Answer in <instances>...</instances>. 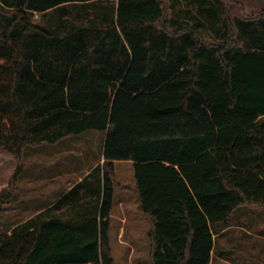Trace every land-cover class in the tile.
<instances>
[{"label":"trees","instance_id":"1","mask_svg":"<svg viewBox=\"0 0 264 264\" xmlns=\"http://www.w3.org/2000/svg\"><path fill=\"white\" fill-rule=\"evenodd\" d=\"M166 1L0 0V147L17 160L0 211L25 147L105 135L97 197L1 232L0 264H115V160L132 161L150 264H212L213 227L264 207V9L194 0L178 20Z\"/></svg>","mask_w":264,"mask_h":264},{"label":"rangeland","instance_id":"2","mask_svg":"<svg viewBox=\"0 0 264 264\" xmlns=\"http://www.w3.org/2000/svg\"><path fill=\"white\" fill-rule=\"evenodd\" d=\"M235 1L244 5L245 12L248 15L264 9V0ZM193 2L194 0H167L166 4L170 10V15L175 19L182 20L185 17L182 12L191 11L190 9H192L196 13L197 7ZM57 14L54 13L50 17L47 15L43 19L40 16V19L46 22L50 18V21L52 20L54 22L56 21ZM190 25L195 27L196 32L204 39L215 37L214 31L208 26L206 20L203 21L201 27L196 26V21H190ZM260 122H264V118ZM100 134L98 133L97 137H100ZM86 136L95 137L93 134H87ZM64 143L65 146L70 144L68 141ZM32 146L37 147L39 145L25 147L22 152L20 161L23 164V168L17 179V188L14 194L5 201L3 209L0 211V224L7 225L9 221H12V223L17 222L34 210L32 209L33 203L28 202L27 198L30 195L25 193V188L29 185L24 184V180L26 179L25 177H29L28 175L31 174L34 176V174H39L43 169L39 166L29 168V165L31 163L41 164V159L44 156L46 157L47 154L50 155L55 149L32 148ZM16 165L17 160L0 147V182L6 181L11 176ZM25 171L28 174H25ZM21 176L23 179L20 180ZM115 176L117 175L115 174ZM120 176H123L127 182H130L132 179V175L122 173L117 177L120 178ZM36 183L39 185V180H36ZM128 198L134 203L130 211L133 214L124 217L115 214L111 217L109 232L111 236L110 247L112 256L115 264H150V240L148 237L150 224L138 209L136 196L130 193ZM114 212L118 213L116 208ZM220 225L227 228L219 237V243H215L212 264H264V207L253 204L242 205L232 213L228 224ZM121 235H123L122 238ZM237 235H245L247 237V243L239 244ZM233 238L234 243H232ZM120 239H124L126 242H121ZM222 246L224 249L232 250L231 260L229 262H223L217 257Z\"/></svg>","mask_w":264,"mask_h":264},{"label":"crops","instance_id":"3","mask_svg":"<svg viewBox=\"0 0 264 264\" xmlns=\"http://www.w3.org/2000/svg\"><path fill=\"white\" fill-rule=\"evenodd\" d=\"M263 118L264 114L259 116L257 120L260 121ZM98 133L99 132L96 130H87L78 135L68 136L54 144H42L37 147L32 146V148L55 149V151L51 152L50 155L47 154L46 157L44 156L41 159V164L38 165V163H31L29 165V168L32 166H39L41 169H43L39 174H34V176L31 174L28 175L29 177H25L26 179L24 180V184L26 183L29 185L25 188V193L30 195V197L27 199L29 203H33L32 209L34 210L17 222L12 223V221H9L7 225L0 224V233H10L17 225L34 218L37 214H41L43 212L46 213L38 217L37 220L41 221L44 218L50 216L76 214V211H79V205L71 211H68L72 202H76L75 204H78L82 201L91 203V201L97 197L96 195L100 191L102 185V170L100 168H102L101 166L104 161L103 144L105 139V135L103 133H99L101 136L99 135L100 137H97ZM87 134H93L95 137L86 136ZM65 141L70 142V144L65 146ZM97 167H100V171H97V173L91 175L90 172ZM122 173L126 175H132L131 181L127 182L123 176H120V178L117 177ZM25 174H28V172L25 171ZM115 174L117 176H115L113 204L110 210V221L111 217L115 214L123 217L133 214L130 213V211L134 203L130 201L128 195L133 193L136 196L133 190L135 180L133 176L132 161L115 160ZM21 179H23L22 176L20 177V180ZM36 180H39V185H37ZM82 181H84L82 186L75 188V186H77ZM71 192L73 195H71ZM68 193H70L72 197L70 196L69 200L67 201L60 202ZM115 208L117 209L118 213L114 212ZM226 228L227 227H224L220 224H216L213 227L212 233L214 248L215 243H219V237L221 234H223V232H225ZM122 236L123 235H121V238ZM110 237L111 236L109 232V239H111ZM237 237L239 244L247 243V237H245V235H237ZM120 241L126 242L124 239H120ZM232 243H234V238ZM214 248L212 251L213 259ZM231 254L232 250L224 249L222 246V248L219 250V253L217 254V257L223 262H229V260H231Z\"/></svg>","mask_w":264,"mask_h":264}]
</instances>
